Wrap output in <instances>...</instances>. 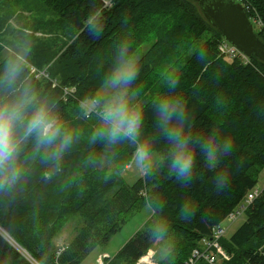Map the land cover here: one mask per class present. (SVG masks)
Instances as JSON below:
<instances>
[{
  "label": "trees",
  "instance_id": "16d2710c",
  "mask_svg": "<svg viewBox=\"0 0 264 264\" xmlns=\"http://www.w3.org/2000/svg\"><path fill=\"white\" fill-rule=\"evenodd\" d=\"M240 1L248 16L260 21L255 33L264 43V0ZM24 28L35 41L30 71L64 99L69 116L95 88L122 34L132 35L138 46L152 40L142 54L144 98L161 91L162 67L177 69L196 130L215 128L231 135L234 151L222 165L231 172L230 183L217 190L214 173L201 167L187 185L166 169L129 183L123 172L132 149L126 145L112 159L84 167L88 154L101 148L82 141L66 155L59 173L45 179V168L36 164L26 182L0 191V228L29 257L0 234V264H81L149 203L159 211L104 264H135L159 247L148 229L159 218L166 220L174 243L172 264H185L193 249L200 250V238L212 236L211 228L235 212L258 184L264 166V61L249 56L245 63L237 54L220 52L222 34L205 19L199 0H0V42L11 39L13 29ZM146 116L150 125V108ZM243 215L231 234L219 238L227 258L216 264H264V188ZM63 233L72 238L66 242L65 237L58 250L56 239Z\"/></svg>",
  "mask_w": 264,
  "mask_h": 264
},
{
  "label": "clouds",
  "instance_id": "9594fccd",
  "mask_svg": "<svg viewBox=\"0 0 264 264\" xmlns=\"http://www.w3.org/2000/svg\"><path fill=\"white\" fill-rule=\"evenodd\" d=\"M34 45L27 28L13 29L11 39L0 42V191L22 185L36 164L45 168V179L59 173L66 155L82 141L101 148L88 154L84 167L112 159L126 145L145 176L166 169L169 177L187 185L201 167L214 173L217 190L230 183L231 172L222 165L233 154L232 136L215 128L196 130L177 69L162 67L161 91L144 98L139 87L142 52L132 35L118 38L95 88L70 116L64 99L30 71ZM197 54L202 58L203 50ZM148 208L151 215L159 211L152 203ZM148 229L159 242L157 260L172 264L175 248L166 220L159 218Z\"/></svg>",
  "mask_w": 264,
  "mask_h": 264
},
{
  "label": "rangeland",
  "instance_id": "374dc122",
  "mask_svg": "<svg viewBox=\"0 0 264 264\" xmlns=\"http://www.w3.org/2000/svg\"><path fill=\"white\" fill-rule=\"evenodd\" d=\"M25 15H23V17L28 18V16L30 15L29 12H25ZM9 22L12 24V26L14 28H18V23L15 22L12 19L9 20ZM36 34H39L38 32H36ZM207 32L203 33V38L207 36ZM152 40H147L145 41L143 44H141L139 47L141 49V52L143 54V52L149 47V45L151 44ZM104 50V48H103ZM101 49V51H103ZM143 173L142 171L136 166V164L133 161V158H131V160L129 161V163H127L126 165V169L123 172V176L125 177L126 181H129V183L133 182L138 176H142ZM264 188V166L260 172L259 175V180H258V184H256L255 189L257 190H262ZM244 204H246V198L244 199ZM244 210V209H243ZM243 210L240 212V214L236 215V217L234 219H232L231 221H228V219H224L222 221V224L225 227V231L224 234L226 233V235L231 234L237 227L238 225H240L244 219V215H243ZM150 216V211L147 205H143L139 208V210H137L132 217L122 226V228L115 234H113L109 240L103 244L97 245L92 251L91 253L83 260V262L81 264H89L95 261V259L92 261L93 257H97L99 255H103L104 253L112 256L116 250L127 240L129 239L130 236L133 235V233L139 229L141 227V225L144 223V221ZM0 232L3 234V236L5 237V239L12 244L15 248H17V250L22 253L24 256L28 257L27 253L21 248L19 247L5 232L4 230H2L0 228ZM223 234V235H224ZM65 237H67L66 233L61 234L57 239H56V244L58 245L57 248L61 249L64 244L70 240L71 237H67V240L65 239ZM8 238V239H7ZM203 237L200 238V248L202 247V242L201 239ZM66 240V242H65ZM158 247H154L152 250L148 251V253L146 255H144L142 258H144L142 260V258H140L135 264H149V262H151V264H157L156 263V256L154 255L155 250ZM59 252V251H58ZM29 258V257H28ZM221 259H225V257H223L220 253L219 255L216 257V260L214 262V264L217 263V261L221 260ZM209 264L208 262H206L205 260H201V259H197L193 264Z\"/></svg>",
  "mask_w": 264,
  "mask_h": 264
},
{
  "label": "water",
  "instance_id": "95a60500",
  "mask_svg": "<svg viewBox=\"0 0 264 264\" xmlns=\"http://www.w3.org/2000/svg\"><path fill=\"white\" fill-rule=\"evenodd\" d=\"M199 4L205 19L220 31L228 43L245 55L264 61V43L254 32L241 3L234 0H199Z\"/></svg>",
  "mask_w": 264,
  "mask_h": 264
},
{
  "label": "built area",
  "instance_id": "2783aa9c",
  "mask_svg": "<svg viewBox=\"0 0 264 264\" xmlns=\"http://www.w3.org/2000/svg\"><path fill=\"white\" fill-rule=\"evenodd\" d=\"M241 3L244 5L246 9L245 4L243 2ZM250 19L256 26L259 27L261 25L259 20L254 19L252 17H250ZM218 49L220 50V52L228 54V55L239 54L245 63H247V61L249 60L245 55L239 53L234 47L229 46L225 43H220L218 45ZM69 89L65 91L67 92L72 91L73 88H69ZM257 191H258L257 189H253L252 193L247 194L246 204H248L252 200V197L257 195ZM246 204L242 203L241 205L243 206L240 205L235 212L229 213L227 217L225 218V220L228 219V221H231L232 219H234L236 215L240 214V211H242L245 208ZM211 229H212V236H210L208 239H206L205 237L201 239L202 247L200 248V250L193 249L190 257L185 262V264H193L197 259H204L209 264H214L216 257L219 255V253L223 257L227 258V254L222 250L219 244V238L223 236L224 231H225L224 225L221 222L213 226ZM105 257H109V255L107 254L100 255L91 264H104L103 260Z\"/></svg>",
  "mask_w": 264,
  "mask_h": 264
},
{
  "label": "crops",
  "instance_id": "0c3cea01",
  "mask_svg": "<svg viewBox=\"0 0 264 264\" xmlns=\"http://www.w3.org/2000/svg\"><path fill=\"white\" fill-rule=\"evenodd\" d=\"M95 258H96V257L94 256L93 259H92V261H93Z\"/></svg>",
  "mask_w": 264,
  "mask_h": 264
},
{
  "label": "bare ground",
  "instance_id": "6f19581e",
  "mask_svg": "<svg viewBox=\"0 0 264 264\" xmlns=\"http://www.w3.org/2000/svg\"><path fill=\"white\" fill-rule=\"evenodd\" d=\"M175 64V63H174ZM177 64V63H176Z\"/></svg>",
  "mask_w": 264,
  "mask_h": 264
}]
</instances>
